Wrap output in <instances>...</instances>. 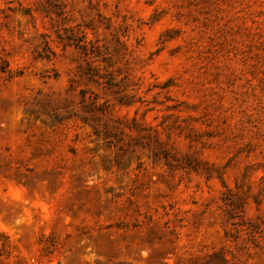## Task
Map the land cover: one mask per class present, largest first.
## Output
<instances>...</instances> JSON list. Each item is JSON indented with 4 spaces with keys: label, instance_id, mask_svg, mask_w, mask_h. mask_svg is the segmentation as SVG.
I'll return each instance as SVG.
<instances>
[{
    "label": "rangeland",
    "instance_id": "obj_1",
    "mask_svg": "<svg viewBox=\"0 0 264 264\" xmlns=\"http://www.w3.org/2000/svg\"><path fill=\"white\" fill-rule=\"evenodd\" d=\"M0 264H264V0H0Z\"/></svg>",
    "mask_w": 264,
    "mask_h": 264
}]
</instances>
